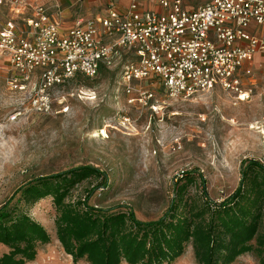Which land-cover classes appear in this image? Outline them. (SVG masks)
Segmentation results:
<instances>
[{"label": "rangeland", "instance_id": "rangeland-1", "mask_svg": "<svg viewBox=\"0 0 264 264\" xmlns=\"http://www.w3.org/2000/svg\"><path fill=\"white\" fill-rule=\"evenodd\" d=\"M33 1L52 9L59 5L65 22L101 16L107 8L92 0ZM9 17L1 7L0 23ZM133 59L123 54L95 78L78 76L54 90V109L42 115L29 109L28 87L16 91L9 85L11 66L0 54V207L11 201L9 208L18 205L52 236L51 243L39 247L36 259L26 264H75L56 240L52 199L29 206L21 199L20 189L37 178L93 166L106 173L108 187L96 190L90 204L131 208L138 219L149 222L165 214L175 185H181L184 176L200 174L210 197L222 201L238 188L243 161L252 159L264 166V83L250 84L251 96L240 101L220 88L172 99L161 87L143 82L141 86L156 95L152 110L130 104L125 93L123 73ZM19 110L21 115L11 122ZM95 186L92 181L76 185L73 199ZM188 193H198L196 184ZM7 252L0 245V256ZM171 264H197L192 248ZM233 264L259 261L245 254Z\"/></svg>", "mask_w": 264, "mask_h": 264}, {"label": "built area", "instance_id": "built-area-1", "mask_svg": "<svg viewBox=\"0 0 264 264\" xmlns=\"http://www.w3.org/2000/svg\"><path fill=\"white\" fill-rule=\"evenodd\" d=\"M144 1L132 0L123 9L110 3L103 15L63 27L58 5L55 12L33 0H0L10 14L0 23L9 85L16 91L28 87L29 109L49 115L54 90L78 76L93 79L130 54L134 59L123 73L130 104L156 109V95L143 82L172 99L215 88L240 101L251 96L252 72L245 65L264 54V0H202L191 10L186 0H156L163 12L147 10Z\"/></svg>", "mask_w": 264, "mask_h": 264}, {"label": "trees", "instance_id": "trees-1", "mask_svg": "<svg viewBox=\"0 0 264 264\" xmlns=\"http://www.w3.org/2000/svg\"><path fill=\"white\" fill-rule=\"evenodd\" d=\"M240 176L238 188L222 201L210 197L200 174L184 176L165 214L149 222L131 208L90 204L96 190L108 187L106 173L93 166L37 178L20 191L26 206L52 199L56 240L75 264H171L188 247L197 264H233L245 254L264 264V166L245 160ZM86 181L96 186L74 200L72 191ZM193 184L195 195L188 193ZM10 202L0 207V245L8 249L0 264H26L52 236Z\"/></svg>", "mask_w": 264, "mask_h": 264}, {"label": "crops", "instance_id": "crops-1", "mask_svg": "<svg viewBox=\"0 0 264 264\" xmlns=\"http://www.w3.org/2000/svg\"><path fill=\"white\" fill-rule=\"evenodd\" d=\"M78 1L83 2V4H85L87 1L90 2L91 0H78ZM92 1H94V3H96L97 5H100V7H103V5L105 7H108V5L110 3H113L118 9H123V8L127 7L131 3L132 0H92ZM201 2H202V0H186L185 8L188 10H191V9L195 8ZM106 3H107V5H106ZM143 4L147 10H152V11H156V12H163L164 11L157 4L156 0H146L143 2ZM95 16H100V15L97 14ZM95 16H91V17H95ZM57 17L60 20L63 27L72 26L73 23L79 18V17L76 18L73 22H65L63 14H62V10L59 11V14H57ZM91 17H89V18H91ZM245 68L250 69L252 72L251 76L248 78V82L250 84H253L255 86L256 84L258 85V84L264 83V54L255 55L253 61L247 63L245 65Z\"/></svg>", "mask_w": 264, "mask_h": 264}, {"label": "bare ground", "instance_id": "bare-ground-1", "mask_svg": "<svg viewBox=\"0 0 264 264\" xmlns=\"http://www.w3.org/2000/svg\"><path fill=\"white\" fill-rule=\"evenodd\" d=\"M253 127V126H252Z\"/></svg>", "mask_w": 264, "mask_h": 264}]
</instances>
